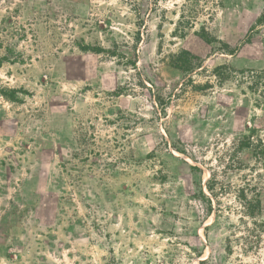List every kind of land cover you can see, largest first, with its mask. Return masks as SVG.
I'll return each instance as SVG.
<instances>
[{
	"label": "rangeland",
	"instance_id": "1",
	"mask_svg": "<svg viewBox=\"0 0 264 264\" xmlns=\"http://www.w3.org/2000/svg\"><path fill=\"white\" fill-rule=\"evenodd\" d=\"M0 264H264V0H0Z\"/></svg>",
	"mask_w": 264,
	"mask_h": 264
},
{
	"label": "trees",
	"instance_id": "2",
	"mask_svg": "<svg viewBox=\"0 0 264 264\" xmlns=\"http://www.w3.org/2000/svg\"><path fill=\"white\" fill-rule=\"evenodd\" d=\"M85 48H92V47H90V46H84ZM249 145V144H248Z\"/></svg>",
	"mask_w": 264,
	"mask_h": 264
}]
</instances>
